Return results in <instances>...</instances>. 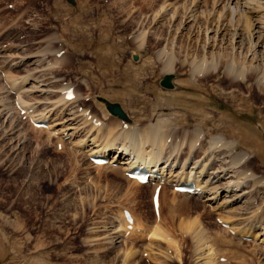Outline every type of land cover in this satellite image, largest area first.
<instances>
[{"label":"rangeland","instance_id":"374dc122","mask_svg":"<svg viewBox=\"0 0 264 264\" xmlns=\"http://www.w3.org/2000/svg\"><path fill=\"white\" fill-rule=\"evenodd\" d=\"M182 1L187 0H0V63L7 74L21 77L17 82L21 83L18 86L23 83V89L55 91L22 93L38 116L45 115L47 124L54 123L62 109L70 112L71 108L77 116L76 126L81 127L84 121L79 115L82 110H91V114L93 110L100 123L121 130L124 122L115 116L108 119V109L96 97L100 94L125 109L131 118L129 126L144 132L162 123L170 139L166 146L176 144L179 154H186L190 137L198 134L196 146L203 142L198 154L201 159L220 134L228 142L243 131L264 146V78L259 81L255 75L233 81L225 74L228 63L220 65L221 59L216 61L215 55L226 53L227 61L244 63L246 70L257 64L256 58L252 51L245 54L249 44L242 45L238 42L241 38H236L233 50L230 39L222 40L229 38L227 31H212L217 20L225 27L232 18L245 35V17L254 15L252 20L264 23V0H252L254 8L247 7L246 15L240 9L232 10L238 0H196V18L192 13L190 18L185 16L184 7L180 9ZM211 20L212 28L206 32ZM59 44L67 52L51 65L50 49ZM260 49L263 58L258 64L264 69V49ZM202 62L207 70L194 72ZM168 72L176 75L173 90L160 84ZM12 73L9 75L13 78ZM1 78L0 73V264H147L142 256L145 251L157 264H220L219 257H228L226 264H264V189L263 193L250 192L228 201L231 198L222 187L229 182L234 185V172L214 183L220 186L217 194H212L216 195L214 199L206 200L212 192L209 189L203 198L188 197L176 213L170 209L173 185L164 184L162 223L169 235L178 230L187 235L172 240L180 250L174 242L157 240L154 245L159 252L154 254L146 249L151 240L138 234L119 242L123 208L132 210L147 226L156 222L153 186H137L127 179L125 171L109 163L103 168L94 167L89 153L77 146L86 136L89 140V135L97 133L91 131V126L79 129L70 138L60 133L64 139L62 149H58L56 140L60 135L50 136L46 129L34 128L23 120L14 108L16 99L7 92ZM64 82L74 85L83 98L75 91L80 98L71 100V107L59 101L58 108L53 109V102L60 99L61 90L67 86ZM81 104L82 110H78ZM68 115H62V120L58 117L56 123ZM62 125H56V130L64 128ZM233 130L238 135L232 134ZM248 143L234 150V154L247 153L235 167L240 166L244 176L252 175L248 180L264 186V158H257L255 148ZM262 151L264 154V148ZM177 160L180 162L179 157ZM181 166L175 165V171L179 172ZM178 179L169 178L172 183ZM194 217L199 218L207 237L204 249L198 247L195 233L180 228L179 223ZM221 217H230L234 227L244 231H255L253 226L258 225L260 233L253 239L235 229L232 231H239L235 235L218 222ZM165 247L177 252L170 263L161 259ZM127 250L131 251L129 256ZM208 250L214 252L215 261L208 262Z\"/></svg>","mask_w":264,"mask_h":264},{"label":"bare ground","instance_id":"6f19581e","mask_svg":"<svg viewBox=\"0 0 264 264\" xmlns=\"http://www.w3.org/2000/svg\"><path fill=\"white\" fill-rule=\"evenodd\" d=\"M195 1L196 0H187L185 2H183V1L181 2L180 9L182 6L184 7L183 12L185 13V16L186 15L188 16V17L186 16L187 18H190L192 16H194L196 18V13H194V11H195L194 8L195 7L197 8L198 3ZM227 1L229 2L230 0H227ZM174 4L176 5V3H174ZM252 4H253L252 0H238L237 4L233 7L232 10L234 11V10L240 9L243 12V14L246 15L248 13V10H246L247 7L248 8H250V7L254 8L253 7L254 4H253V6H252ZM164 6H166V5H164ZM164 6L162 4V7H164ZM191 13H192V16L190 15ZM253 17H254V15H251V17H245V26L247 27V30H246L247 33H245V35L242 34L241 26L239 25V23L233 24L232 18L229 21L230 22L229 25H225V27H224V24L222 21L217 20L216 22H214L212 24L213 21L211 20L209 22L208 28L206 29V32H207L208 30H211L210 28L214 27L212 29V31L215 30L216 34L222 33L223 31H227V35L229 38L222 37V40L223 39H230L231 44H233V47H232L233 50L235 48V42L238 41V40H236V38L237 39L241 38L240 41H238V42H240L242 45L245 42H246V44H249V46H247V48H245L246 49L245 54L246 53L248 54L249 51H252L253 56L256 58L257 64L255 66H253V65L247 66V70L249 69L248 71L246 70V66L243 65L244 63L239 65L234 60L227 61L225 59L226 53H224V54H220V53L217 54L216 53L217 55H215V57L217 58L216 61H219V59H221L220 65H222V64L224 65V64L228 63V65L226 66L225 74H226L227 78H231L233 81L235 79H240V81H241V80H244L248 77L255 76V75L260 77L259 81L264 78V69L261 68V66L258 64V61L259 60L261 61V59H259V58L260 57L263 58V56L261 55L262 49H260V47H262L264 49V23L260 22L259 20H256V21L254 19L252 20L251 18H253ZM185 21H187V20H185ZM182 23H183V18H182L181 24ZM181 24L179 25V27H181ZM210 24H212V27ZM245 38H247L248 41H245ZM206 45H205V47H206ZM242 45H241V47H242ZM231 56H232V54H231ZM227 57H228V55H227ZM245 58H247V57H245ZM0 65H1V63H0ZM1 66H3V64ZM205 66H206L205 62L199 63L198 65L195 66L194 72H197L199 74L203 71H206L207 66L206 67ZM213 67L217 68V64H215V66H213ZM8 71L9 70H7V72ZM3 72H4L2 75L3 78H1V79L6 82V83L4 82V84L6 87H8V90L10 88L13 91H15V93H17L18 103L20 104V106L22 108L30 109L32 106V104H30L32 102L29 103L24 98V96L22 95L23 92H29L30 93V91H45V92L50 91V90L54 91L51 88H47V89H40V88L34 89V88H32L29 90L27 88H25L27 90V91H25V89H23L21 87V86H23V83L21 86H18V84L20 83L19 82L20 80H18V82H19L18 83L17 79H20L21 77L19 78L16 75V77H17L16 78L15 74H13L12 72H9V73H12L14 75L12 78L11 75H9V73L7 74L5 71H3ZM168 73H172V72H168ZM23 78H22V80H24ZM24 83H26V82L24 81ZM42 85H45V83ZM39 86H37V87H39ZM23 87H25V86H23ZM69 87H70V85L64 86L63 90H61V91L63 92L64 90H67ZM64 94L62 96H60V99L58 98L57 101L53 102L55 104L54 105L55 107L53 106V109L58 108L57 106H58L59 101H60V103L63 101L64 103H62V104L69 105L68 103L71 102V100L70 101L67 100L65 98L66 94L65 95ZM77 98H80L79 94H77ZM105 98L107 99V97H105ZM74 101H76V100H74ZM101 101L103 102L104 105H106L105 104L106 102L104 100V96H101ZM15 102H16V100H15ZM110 102H112V101H110ZM104 108H106V107H104ZM121 108H122V106H121ZM35 110L33 109V112H35V113L34 114L32 113L31 117L32 116H38V114L36 113ZM69 110H70V112H68V111L65 112L66 110L62 109L60 114H56L58 116L55 117V122L54 123H48L47 128H45V129H47V131L49 132V135L50 136H54V135L59 136L60 133L62 135L64 133V135L71 137L74 133L76 134V132H79L80 131L79 129H82L86 126H91L90 127L91 131L94 130V131H97V133L95 132L96 133L95 135H89V140L86 136L87 139L85 138V139L80 140L79 144L76 143L77 146L80 145L81 147H83L89 153L88 156L90 158L97 156V154L108 158L109 159L108 163L112 167L113 166L120 167L123 170V172L125 171V173H127V174H129L131 172V170H134L136 167H141L142 169L146 168L148 171L155 174V176L157 174H159L160 178L164 177L163 178L164 181L167 180L168 175H170V177H175V178L178 176L179 182H183V181L184 182H193V184H195L197 186V188L198 187L201 188L202 193H201V195H198L197 199H199L200 197L203 198V193L205 191L207 192L210 189L209 191H212V192H210V194H208L209 196L207 197L206 200H210V199L212 200V199H214V196H216V195H212V194H214V193L217 194V192L219 191V187H220L219 185H214V183L218 182L226 174H228L230 172H234L235 177H236V180L234 181V185L231 186L230 182H229V185L222 187V188H224L223 191H226L227 196H229V198H231V200L228 199V201L234 202L235 200H237L238 196L244 195V194L250 193V192L253 193L256 191H258V192L260 191V193L261 192L263 193V189H264L263 184L260 185L259 181L252 182V180H251L252 175L249 176V177H251L249 179V180H251V182H250L247 179L249 177L247 175L244 176L243 173L238 169L240 167L239 166L240 164L238 165L239 167H235V165L237 166V164L240 163L243 158H245L247 153H244L242 155H241V153L234 154L235 153L234 150H237L238 145L244 144L246 142L247 143L249 142L248 144H246L247 146L249 145L251 148H255L254 152H256L255 155L257 158L258 157L264 158V154L262 151L264 146L258 140H256L254 137L251 138V136L250 137L246 136L245 133H243V131H242V133H240V135L243 137H240V135H239V136H236L237 138H234L231 141L228 140V142L225 141L224 136H222L221 134L218 135L217 138H214L212 140V142L210 143V146H208L206 148L207 150L204 151V153L207 151V155L204 156L205 158L201 159L198 154H200L199 150L202 149V147H203V142L200 143L201 147L196 146L197 142L200 139V138H198L199 134L196 135L195 138L190 137V139H191V140L189 139L190 143H188V145H187L188 150L185 152L186 154L184 155L183 152H181V154H179V152L181 150L178 147H175L176 144H174V145L172 144L170 148L168 146H166V141L168 140L167 139L168 137H167V133L162 130V128L164 129V127L161 126L162 123L148 127V128H146V130L144 132H142L141 129H138V128L136 129L135 125L129 126V128H127V129H124V126H123L121 128V130H118V129H116V127L109 126L108 123H102V122L100 123V121L98 123V119H99L98 117L95 118L94 114H91V112L88 114V112L91 110H89V111L82 110V112H80L81 114H79V112H78V114L82 115L83 119H84V121H82L80 123V124H82V126L80 127V126H76L78 123L77 121H75V123H74V120L77 117L74 115L75 110H72L71 108ZM78 110H80V109L78 108ZM123 110L125 111V109H123ZM61 114L62 115L65 114L66 116L68 114L69 115H68V117H66V119L64 121H62V122L58 121L59 123H56L57 122L56 120L59 119L58 117H60V120H62ZM86 115H88V116H86ZM89 116H91L90 119L88 118ZM38 117L40 119H43V117L45 118V115L42 114V116H38ZM48 117H49V114H48ZM48 117L46 115V118H48ZM89 120H90V122H89ZM68 121H70L69 123L71 125H73L72 123H74L75 126H71L69 123L68 124L70 126L69 125L64 126L65 125L64 122H68ZM59 124H63L62 126L64 128L60 127V129L57 128V130H56V125H59ZM68 129H75V130L70 133V132H67ZM87 133H89V132H87ZM232 134H237V133H235V130H233ZM62 135L59 136L61 139H62ZM184 141H185V139H184ZM221 142H223V143H221ZM179 146H180V148L182 147V145H179ZM87 148H89V149H87ZM168 148H169V150H168ZM181 149L183 150V147ZM178 157H179L180 162H178V160H177ZM237 157H239V158H238V160L235 161L234 159ZM106 164L107 163L98 162L95 165H96V167L98 166L99 168H103V166H105ZM177 164L182 165L181 170H179V172H178V169H177V171H175L176 170L175 165L177 166ZM127 174H126L127 179L130 180V182L132 181L133 183L137 184V186L144 188L147 185V183H145V184L139 183L135 178L128 176ZM175 185H178V183H176ZM250 187H251L250 191L247 190L246 192L238 193L239 190L242 191L243 189H247ZM174 188H175V186H174ZM153 192H154V189H153ZM153 192H152V197H153ZM230 192H233V195L229 194ZM173 193H174V197L172 198V203L170 205V209H171V211H174L175 213L177 212V209L181 208L182 205L187 201L188 197L195 196L194 194L191 195L190 193L180 192V191H175V190H173ZM211 195H212V197H211ZM177 196H179V197L181 196L184 199L180 200L181 197L178 198ZM152 197H151V199H152ZM160 201H161L160 202L161 203L160 210H159L160 219H158V221L153 223V224H150V225L148 224V226H147V222H145L143 220L141 221L139 218H137L134 215V213L132 212V210H130L129 208H125V209L123 208L122 211L120 210L121 211V218L124 220V225L127 222H129V223L133 222L132 227H134V229H138L139 231L143 230V232L144 231L147 232V234L149 236L148 237L149 242H150V240H151V242H150V245L145 244L146 246L149 245L148 247H146V246L145 247H146V249H148V248L152 249L151 251L154 254L156 252H159V250H156L157 246L154 245V243L157 242V240H162V241L165 240V241H167V243L170 242L172 244L174 242V241H171L170 238H168L169 234L167 232H169V231L166 229V227H164V224L162 223V219H163L162 218V207H163L162 192H161ZM127 210L129 211L130 214L127 213ZM125 216H126V218H124ZM221 218H222L221 222L224 224L226 223L227 224L226 227L228 226L229 230H235L236 229L234 227V225L230 222L231 221L230 217H226V218L221 217ZM229 222L231 223V225H229ZM121 223H120V227H123V229H124L126 225L125 226L121 225ZM179 224L181 225L180 226L181 230H183L185 233H188V232H189V234L195 233L196 240L199 244L198 247L203 248L202 246H204V244H206V242H207V241L206 242L204 241V238L206 239L207 237H205L203 235L204 231L202 232V229L200 228L201 224H200L199 218L194 217L192 220H190V221L188 220L186 222L183 220L182 223H179ZM257 227H258V225L253 226L255 231L254 230L244 231L242 229H236V230H240V233L243 236L250 237L252 235L254 237L253 239H255L258 237L257 234L260 233L256 230ZM120 230H117V231H120ZM262 230L264 231V226L262 227ZM234 232L238 233L239 231L238 232L234 231ZM263 234L264 233H261V236ZM178 242H179V240H178ZM174 243L176 245V242H174ZM169 245H171V244H169ZM179 247L180 246H177L176 248L178 249ZM179 250H180V248H179ZM208 252H209V250H208ZM130 253H131V251L128 252V250H127L128 256ZM209 253L210 254H209L208 262L215 261L214 256H213L214 252L213 253L209 252ZM219 259H220V257H219Z\"/></svg>","mask_w":264,"mask_h":264},{"label":"water","instance_id":"95a60500","mask_svg":"<svg viewBox=\"0 0 264 264\" xmlns=\"http://www.w3.org/2000/svg\"><path fill=\"white\" fill-rule=\"evenodd\" d=\"M136 59L137 57H135V60ZM173 77L174 75L165 76L161 81V85L167 89H172L174 87ZM107 108L112 111L115 115H118L125 120L128 119V115L124 112L123 108H121L119 103H107Z\"/></svg>","mask_w":264,"mask_h":264}]
</instances>
